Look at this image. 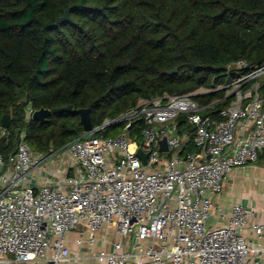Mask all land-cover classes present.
<instances>
[{"label": "built area", "instance_id": "obj_1", "mask_svg": "<svg viewBox=\"0 0 264 264\" xmlns=\"http://www.w3.org/2000/svg\"><path fill=\"white\" fill-rule=\"evenodd\" d=\"M235 66L218 88L142 99L57 151H33L20 131L14 153L0 154V264H264V223H249L243 204L229 223L209 224L229 174L264 155V68ZM217 91L232 100L213 117L217 102L194 97ZM116 127L124 132L106 136Z\"/></svg>", "mask_w": 264, "mask_h": 264}, {"label": "trees", "instance_id": "obj_2", "mask_svg": "<svg viewBox=\"0 0 264 264\" xmlns=\"http://www.w3.org/2000/svg\"><path fill=\"white\" fill-rule=\"evenodd\" d=\"M239 61L264 68V0H0V132L11 118L0 154L14 153L20 131L35 152L60 150L84 133L80 110L98 127L142 99L218 88ZM258 82L264 96V74ZM194 98L219 102L213 117L232 100ZM68 106L45 123L26 120L29 107Z\"/></svg>", "mask_w": 264, "mask_h": 264}, {"label": "crops", "instance_id": "obj_3", "mask_svg": "<svg viewBox=\"0 0 264 264\" xmlns=\"http://www.w3.org/2000/svg\"><path fill=\"white\" fill-rule=\"evenodd\" d=\"M218 103V102H217ZM213 216L209 224L225 225L232 218L233 207L243 204L249 211V223H264V155L256 164L234 169L227 177L224 190L213 198ZM104 233L100 232L101 237ZM247 238H256L251 229L245 231ZM70 247L74 252L78 247L74 244L76 234H70ZM264 245V237L258 241ZM264 263V254H263ZM67 264H95L94 261Z\"/></svg>", "mask_w": 264, "mask_h": 264}, {"label": "water", "instance_id": "obj_4", "mask_svg": "<svg viewBox=\"0 0 264 264\" xmlns=\"http://www.w3.org/2000/svg\"><path fill=\"white\" fill-rule=\"evenodd\" d=\"M70 11L71 9H67L65 12L64 17L62 18V22L63 23H68L71 21L70 18ZM177 73V70H172L167 72L168 75H173ZM72 111V106H68V107H63V108H55L53 110L50 109H41V110H37L34 112L33 114V120L40 122V123H45L47 122V120L52 117L53 114H58V113H64V112H71ZM78 114L80 115L81 118V123L83 125V129L84 131H90L93 129V124H92V118H91V113L89 109H83L80 110L78 112ZM139 121V120H138ZM135 121L133 122L132 126L130 127V129H132L134 127V125L138 122ZM11 125V118L9 115H5L2 119V127L8 129ZM161 149L164 152L168 151V146H167V139L164 138L161 142ZM205 151L206 149L203 150V158H206L205 155ZM138 155L142 158L144 164L147 163V155L144 154L141 150L138 152Z\"/></svg>", "mask_w": 264, "mask_h": 264}, {"label": "rangeland", "instance_id": "obj_5", "mask_svg": "<svg viewBox=\"0 0 264 264\" xmlns=\"http://www.w3.org/2000/svg\"><path fill=\"white\" fill-rule=\"evenodd\" d=\"M201 90H207V89H201ZM124 132V129L123 127H116V128H113L112 129V134L110 137H115V136H118L120 134H122ZM214 213H212V216H213Z\"/></svg>", "mask_w": 264, "mask_h": 264}]
</instances>
